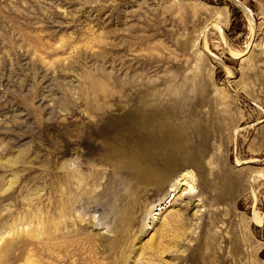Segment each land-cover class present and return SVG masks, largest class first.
Here are the masks:
<instances>
[{
  "label": "rangeland",
  "instance_id": "1",
  "mask_svg": "<svg viewBox=\"0 0 264 264\" xmlns=\"http://www.w3.org/2000/svg\"><path fill=\"white\" fill-rule=\"evenodd\" d=\"M74 260L264 264V0H0V264Z\"/></svg>",
  "mask_w": 264,
  "mask_h": 264
},
{
  "label": "bare ground",
  "instance_id": "2",
  "mask_svg": "<svg viewBox=\"0 0 264 264\" xmlns=\"http://www.w3.org/2000/svg\"><path fill=\"white\" fill-rule=\"evenodd\" d=\"M139 156L137 154H135V153L129 154L128 158L122 164L125 165L126 167H128L130 170H133L136 167V165L138 164ZM139 166H140V164H139ZM149 170H152V173H151L152 174V178L159 179L162 184H164L165 182L168 181L167 180V176L163 175V173L162 172H159L157 169H154L153 170V168L151 167V168H149ZM130 172L132 173V176H133L134 171H130ZM169 172H170V170H169ZM76 176H77V174L74 175L73 174V171H69V173L67 174V178H66L67 179V182L68 183L72 182V180ZM134 178H135V176H134ZM145 180H147V179H145ZM128 184H129L128 187H127V197H128V200H130L132 202H136L138 200V196H139V189H138V187H135L133 185L131 186V184H132L131 181ZM169 195H171V194H169ZM168 203H169L168 199H166L163 203H161L160 210H163V209L167 208ZM107 226H109V225H107ZM63 245H65V242L63 243ZM62 260L65 261V262H67L68 261V256L67 255H62ZM81 262H84V261H82V260L81 261L80 260H74V261H71L70 264H81ZM84 264H86V263H84ZM93 264H96V263H93Z\"/></svg>",
  "mask_w": 264,
  "mask_h": 264
}]
</instances>
